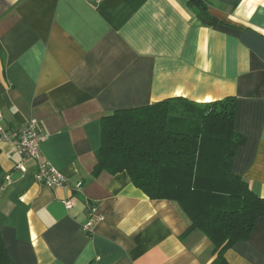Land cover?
Instances as JSON below:
<instances>
[{
  "label": "crops",
  "instance_id": "obj_1",
  "mask_svg": "<svg viewBox=\"0 0 264 264\" xmlns=\"http://www.w3.org/2000/svg\"><path fill=\"white\" fill-rule=\"evenodd\" d=\"M0 0V128L38 121L67 185L34 179L0 138V233L14 264H212L211 241L126 171L93 175L102 117L167 98L236 99L232 171L264 196V0ZM18 162L26 168L16 169ZM71 199L66 208L64 200ZM104 218L92 233L87 205ZM227 264H264V215Z\"/></svg>",
  "mask_w": 264,
  "mask_h": 264
},
{
  "label": "trees",
  "instance_id": "obj_2",
  "mask_svg": "<svg viewBox=\"0 0 264 264\" xmlns=\"http://www.w3.org/2000/svg\"><path fill=\"white\" fill-rule=\"evenodd\" d=\"M198 17L215 25L206 0H189ZM236 99L196 103L167 98L118 109L100 121V145L93 175L126 171L151 199L174 202L185 215V238L198 230L212 243V264L246 240L264 215V196L232 171L244 137L235 129ZM0 264H14L0 233Z\"/></svg>",
  "mask_w": 264,
  "mask_h": 264
},
{
  "label": "built area",
  "instance_id": "obj_3",
  "mask_svg": "<svg viewBox=\"0 0 264 264\" xmlns=\"http://www.w3.org/2000/svg\"><path fill=\"white\" fill-rule=\"evenodd\" d=\"M47 137L48 134L39 129L36 119H30L28 122L12 128L8 132L0 128V138L11 141L14 150L21 159L30 158L35 161L36 171L33 177L36 182L51 188L65 186L67 185L65 177L44 158L40 149V143ZM15 168L23 172L26 170L22 162H18ZM64 205L66 208L71 207L72 200H64ZM86 212L87 220L83 228L87 233H92L95 223L103 220L104 216L98 212L97 206L92 203L87 205Z\"/></svg>",
  "mask_w": 264,
  "mask_h": 264
}]
</instances>
